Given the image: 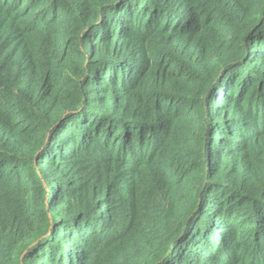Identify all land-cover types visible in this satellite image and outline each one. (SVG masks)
<instances>
[{"label":"trees","instance_id":"16d2710c","mask_svg":"<svg viewBox=\"0 0 264 264\" xmlns=\"http://www.w3.org/2000/svg\"><path fill=\"white\" fill-rule=\"evenodd\" d=\"M0 264H264V0H0Z\"/></svg>","mask_w":264,"mask_h":264},{"label":"rangeland","instance_id":"374dc122","mask_svg":"<svg viewBox=\"0 0 264 264\" xmlns=\"http://www.w3.org/2000/svg\"><path fill=\"white\" fill-rule=\"evenodd\" d=\"M217 227H218V225H217ZM214 233L216 234L217 233V235L219 234V231H214ZM216 236V235H215Z\"/></svg>","mask_w":264,"mask_h":264}]
</instances>
